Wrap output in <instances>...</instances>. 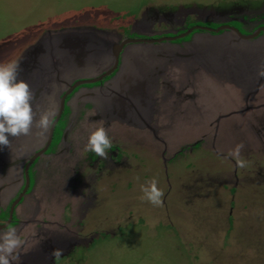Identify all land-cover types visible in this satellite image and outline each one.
Returning <instances> with one entry per match:
<instances>
[{
  "label": "rangeland",
  "instance_id": "rangeland-1",
  "mask_svg": "<svg viewBox=\"0 0 264 264\" xmlns=\"http://www.w3.org/2000/svg\"><path fill=\"white\" fill-rule=\"evenodd\" d=\"M263 27L264 0H0V62H20L38 113L58 108L62 81L107 72L115 44L209 29L128 44L117 71L66 100L9 226L25 241L14 264H57L56 248L58 264H264V32L240 38ZM81 40L97 43L89 55ZM99 126L106 160L85 151ZM36 132L0 145L6 222L44 146ZM241 143L243 169L228 156ZM153 178L162 206L141 199Z\"/></svg>",
  "mask_w": 264,
  "mask_h": 264
},
{
  "label": "clouds",
  "instance_id": "clouds-1",
  "mask_svg": "<svg viewBox=\"0 0 264 264\" xmlns=\"http://www.w3.org/2000/svg\"><path fill=\"white\" fill-rule=\"evenodd\" d=\"M21 64L17 60L0 62V145L11 147L9 135L20 138L30 136L36 129V134L44 136L53 126L56 119L55 110L49 108L37 112L33 106L34 92L24 79L20 78ZM259 78H264V63L257 72ZM38 117V118H37ZM112 147V140L104 126H99L89 133L85 151L95 153L105 160L108 150ZM244 145L238 144L228 156L235 159L238 168H246L247 161L241 157ZM142 200H147L154 206L163 205V191L158 188L157 180L153 178L146 185L141 186ZM25 246L21 234L16 227H8L0 231V264H14L19 258L20 250ZM63 249L56 248L50 256L60 261Z\"/></svg>",
  "mask_w": 264,
  "mask_h": 264
},
{
  "label": "water",
  "instance_id": "water-1",
  "mask_svg": "<svg viewBox=\"0 0 264 264\" xmlns=\"http://www.w3.org/2000/svg\"><path fill=\"white\" fill-rule=\"evenodd\" d=\"M196 29H200V30H209V29H205V28H196ZM223 29H228V30H231V28H228V27H221L219 28L218 30H209V31H213L214 33H218L220 32L221 30ZM194 30V28L190 29L189 31L185 32L184 34L180 35V36H177V37H173V38H163V39H160V40H142V39H128V40H124L122 41L120 44H115L113 48H111V52L109 53L110 56H111V65L112 67L107 71L105 72L102 76H100L99 78L97 79H91V80H80L78 82H75L74 84H67V82H63L61 84L64 85L63 88L65 87H69L67 90L61 97L59 96L58 98V108H52L53 110H56V119H55V122L53 124V126L51 127V129L47 132V135H46V144L43 148V150L37 154H35L32 158L30 159H27L26 160V166H25V181H26V184H25V188L23 190V193H25L29 187V174H28V170H29V167L30 165L35 161V159L40 156L42 153H44L48 147L50 146L51 144V141H52V137H53V132H54V128H55V125L57 124V122L59 121L62 113H63V110L65 108V99L66 97L72 92V90H74L76 87H78L79 85H83V84H89V83H96V82H99L101 81L103 78L111 75L113 72H115L118 68V65H119V57L123 51V48L125 47V45H128V44H135L137 46H140V47H143L144 44H152V43H160L162 41H175L177 39H181V38H184L185 36H187L188 34H190L192 31ZM233 30V29H232ZM236 34H239L238 31L236 30H233ZM261 31V30H260ZM260 31L256 32L255 34H252L250 36H241L240 35V38L243 39V40H248V39H253L255 37L258 36V34L260 33ZM78 41H76L75 43H77ZM82 44H79V45H76L77 47H79V49H81L82 52L86 53L87 55H89L91 52V49H92V44L94 43V45L97 43L94 42V40L91 42L90 41H86V40H81ZM86 46V50L84 48H82L80 45H84ZM93 45V48H100V47H96ZM97 49L95 51H97ZM39 50V52H38ZM41 50V47H37V49H34V50H31L30 52H28L27 56L25 57H22V59L25 58V62L23 63H26V66L24 68V72L25 73L23 74V77H26L27 76V72L29 73V71L33 70L36 66H38V58H39V54H41L42 50ZM85 56V55H84ZM110 65V66H111ZM40 92H37V88L36 90L34 91V94H38ZM62 93V92H61ZM40 98V95H36V99H39ZM24 161V160H23ZM22 162V161H21ZM23 193L19 196V198L13 203L12 207H11V211H10V217H9V220L8 222L4 225V226H0V229H3L5 227H7L10 222H11V218H12V212H13V208L14 206L21 200L22 196H23Z\"/></svg>",
  "mask_w": 264,
  "mask_h": 264
},
{
  "label": "flooded vegetation",
  "instance_id": "flooded-vegetation-1",
  "mask_svg": "<svg viewBox=\"0 0 264 264\" xmlns=\"http://www.w3.org/2000/svg\"><path fill=\"white\" fill-rule=\"evenodd\" d=\"M194 30H196V29L194 28ZM260 30H261V31H260ZM258 31H260V33L258 34V35H260L261 33L264 32V27H263V28H260ZM258 31H257V32H258ZM255 33H256V32H255ZM126 40H128V39H126ZM177 40H178V39H177ZM80 46L86 50V46H85V44H84V45H80ZM125 46H127V45H125ZM124 48H125V47H124ZM124 48H123V49H124ZM83 53H84V52H83ZM85 53H86V51H85ZM116 71H117V70H116ZM112 74H113V73H112ZM102 75H103V74H101L100 76H102ZM100 76L97 75V76H95L94 79H97V78H99ZM103 79H104V78H103ZM103 79H102V80H103ZM102 80H101V81H102ZM79 81H80V80H79ZM101 81H100V82H101ZM77 82H78V81H77ZM71 85H72V84H71ZM79 86H80V85H79ZM68 88H69V87H65V88L63 89L62 93L60 94V96H62L67 90H69ZM76 88H77V87H76ZM76 88H75L74 90H72V92L66 97V99H65V103H66V100H67V99L73 94V92H75ZM64 110H65V108H64ZM64 110H63V112H64ZM62 114H63V113H62ZM61 116H62V115H61ZM60 118H61V117H60ZM59 121H60V119H59ZM59 121H58V122H59ZM58 122H57V124H58ZM57 124L55 125L54 132H55V130H56V126H57ZM54 132H53L52 141H53V138H54ZM52 141H51V144H52ZM42 142H43L42 145L45 146V144H46V137H44V140H43ZM51 144H50V146H51ZM44 146H42V148H41L38 152H36L35 154L41 152V151L43 150ZM50 146L48 147V149L50 148ZM48 149H47V150H48ZM47 150H46V151H47ZM46 151H45V152H46ZM45 152H44V153H45ZM44 153H42V154H44ZM35 154H34V155H35ZM42 154H41V155H42ZM34 155H33V156H34ZM41 155H40V156H41ZM33 156H32V157H33ZM32 157H31V158H32ZM38 157H39V156H38ZM38 157H37V158H38ZM37 158H36V159H37ZM29 159H30V158H29ZM36 159H35V160H36ZM34 162H35V161H34ZM34 162H33V163H34ZM19 163H20V162H19ZM24 163H25L24 165L26 166V163H27L26 160L24 161ZM33 163H32V164H33ZM32 164H31V165H32ZM31 165H30V167H31ZM25 166H24V169H25ZM30 167H29V169H30ZM28 174H29V170H28ZM25 184H26V181H25V170H24V186L22 187L23 189H22V191L20 192V194H18L19 196L23 193V190H24V188H25ZM10 185L12 186L13 184L11 183ZM29 186H30V181H29ZM28 189H29V187H28ZM28 189H27V191H28ZM27 191H26V192H27ZM26 192L23 193V196L26 194ZM0 194H1V193H0ZM13 196H14V195H12V196L9 197V198H10V201L14 200V202H15V201L19 198V196H16V197H13ZM23 196H22V198H23ZM0 197H1V195H0ZM9 198H5V199H9ZM22 198H21V199H22ZM20 201H21V200H20ZM20 201H19V202H20ZM14 202H13V203H14ZM19 202H18V203L14 206V208H13L12 218H11V222H10V224H12V222H13V214H14V211L17 209ZM12 205H13V204H12ZM12 205L10 206L9 213H8L9 215H8V219H7V220H9V217H10V211H11V207H12ZM7 222H8V221H7ZM7 222H6V219H1V218H0V226H4ZM10 224H9L7 227L3 228V229H7V228L10 226ZM40 228H41V227H40ZM43 228H44V227H43ZM3 229H0V231L3 230ZM37 229H38V228H37ZM34 230H35V233H37L36 235H38V234L41 233V230H38V231H36V229H34ZM36 235L34 234V236H36ZM32 236H33V235H32ZM34 236H33V239L35 240Z\"/></svg>",
  "mask_w": 264,
  "mask_h": 264
}]
</instances>
